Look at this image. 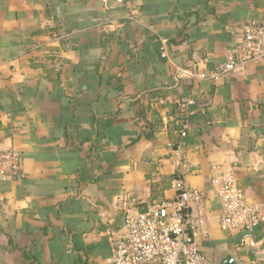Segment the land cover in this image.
Returning a JSON list of instances; mask_svg holds the SVG:
<instances>
[{
	"label": "crops",
	"instance_id": "1",
	"mask_svg": "<svg viewBox=\"0 0 264 264\" xmlns=\"http://www.w3.org/2000/svg\"><path fill=\"white\" fill-rule=\"evenodd\" d=\"M263 15L264 0H0V151L23 169L0 173V264H108L126 210L176 194L169 142L188 98L200 247L214 264L217 250L264 264V223L257 250L224 232L211 184L234 167L264 197V65L216 82L183 72L220 66Z\"/></svg>",
	"mask_w": 264,
	"mask_h": 264
},
{
	"label": "built area",
	"instance_id": "2",
	"mask_svg": "<svg viewBox=\"0 0 264 264\" xmlns=\"http://www.w3.org/2000/svg\"><path fill=\"white\" fill-rule=\"evenodd\" d=\"M111 1L118 6L131 2ZM167 51L165 44L162 52ZM261 65H264V15L244 23L241 43L229 51L227 60L220 66L211 70L192 66L183 72L190 79L216 82L231 73ZM194 104L193 98L178 104L182 118L175 127L179 137L169 143L174 157L172 186L176 194L171 198L132 205L126 210L108 264H214L200 247L203 234L200 207L207 193L188 183V177L196 169L185 153L183 139L188 132L189 110ZM22 170L19 152L13 149L0 151V173L20 178ZM211 184L222 208L221 229L229 234H239L242 245L257 250L256 231L264 223V197L256 202L250 201L234 167L214 174Z\"/></svg>",
	"mask_w": 264,
	"mask_h": 264
},
{
	"label": "water",
	"instance_id": "3",
	"mask_svg": "<svg viewBox=\"0 0 264 264\" xmlns=\"http://www.w3.org/2000/svg\"><path fill=\"white\" fill-rule=\"evenodd\" d=\"M217 263L216 264H236L235 258L231 254H221L220 250H217Z\"/></svg>",
	"mask_w": 264,
	"mask_h": 264
},
{
	"label": "trees",
	"instance_id": "4",
	"mask_svg": "<svg viewBox=\"0 0 264 264\" xmlns=\"http://www.w3.org/2000/svg\"><path fill=\"white\" fill-rule=\"evenodd\" d=\"M199 11H197V10H190V11H188V13L189 14H192V15H199V13H198ZM187 14V13H186ZM181 34H183V33H181ZM178 110V109H177ZM138 116L140 117V120H143L144 118H145V116H144V112L142 111V110H140L139 112H138ZM182 118V116H181V114H180V112L178 111V114H177V117H176V119H175V125H176V123L178 122V120L179 119H181ZM110 123V120H108L107 121V123H106V126L108 125ZM149 123V122H148ZM141 135H142V132H141ZM148 137V136H147ZM25 257L26 258H30V255L29 254H27V253H25ZM81 262H82V260H81ZM83 264H87L86 262H82Z\"/></svg>",
	"mask_w": 264,
	"mask_h": 264
},
{
	"label": "rangeland",
	"instance_id": "5",
	"mask_svg": "<svg viewBox=\"0 0 264 264\" xmlns=\"http://www.w3.org/2000/svg\"><path fill=\"white\" fill-rule=\"evenodd\" d=\"M175 140H176V139H173V140H171L170 142H173V141H175ZM170 142H169V143H170ZM117 229H118V228H116V230H117ZM110 236L114 237V238H113L114 241H116V239L118 238V236H116V235H112V233H110ZM114 243H115V242H114ZM208 254H209L210 256H212V252H209V251H208Z\"/></svg>",
	"mask_w": 264,
	"mask_h": 264
}]
</instances>
